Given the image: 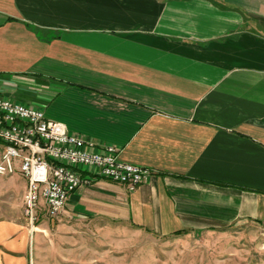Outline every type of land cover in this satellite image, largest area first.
<instances>
[{"label": "crops", "instance_id": "1", "mask_svg": "<svg viewBox=\"0 0 264 264\" xmlns=\"http://www.w3.org/2000/svg\"><path fill=\"white\" fill-rule=\"evenodd\" d=\"M0 97L151 172L134 192L81 187L71 218L158 237L264 226V0H0ZM26 191L0 180V264H37L46 217L31 236Z\"/></svg>", "mask_w": 264, "mask_h": 264}, {"label": "built area", "instance_id": "2", "mask_svg": "<svg viewBox=\"0 0 264 264\" xmlns=\"http://www.w3.org/2000/svg\"><path fill=\"white\" fill-rule=\"evenodd\" d=\"M0 179L22 175L27 181L24 217L31 232L41 216L59 218L81 187L103 179L136 191L151 172L119 160L115 147L98 146L48 121L43 110L0 97Z\"/></svg>", "mask_w": 264, "mask_h": 264}, {"label": "rangeland", "instance_id": "3", "mask_svg": "<svg viewBox=\"0 0 264 264\" xmlns=\"http://www.w3.org/2000/svg\"><path fill=\"white\" fill-rule=\"evenodd\" d=\"M3 152L0 143V161ZM3 203L0 194V215ZM39 228L37 264H264V226L248 222L224 231L158 237L129 222L64 213L41 219Z\"/></svg>", "mask_w": 264, "mask_h": 264}, {"label": "trees", "instance_id": "4", "mask_svg": "<svg viewBox=\"0 0 264 264\" xmlns=\"http://www.w3.org/2000/svg\"><path fill=\"white\" fill-rule=\"evenodd\" d=\"M187 233H178V234H175L174 236H182V235H186Z\"/></svg>", "mask_w": 264, "mask_h": 264}]
</instances>
